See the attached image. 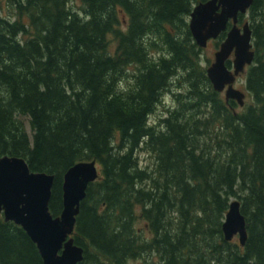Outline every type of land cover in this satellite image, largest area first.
<instances>
[{"label": "trees", "instance_id": "16d2710c", "mask_svg": "<svg viewBox=\"0 0 264 264\" xmlns=\"http://www.w3.org/2000/svg\"><path fill=\"white\" fill-rule=\"evenodd\" d=\"M79 1L81 9L74 0H6L0 158L55 176V217L67 170L101 165L77 216L79 264H264V0L239 14L255 50L245 79L253 101L242 111L214 89L189 27L194 6L208 0ZM167 93L176 104L156 123ZM142 149L154 168L140 165ZM231 198L246 218L244 246L223 234ZM0 264H44L3 213Z\"/></svg>", "mask_w": 264, "mask_h": 264}, {"label": "water", "instance_id": "95a60500", "mask_svg": "<svg viewBox=\"0 0 264 264\" xmlns=\"http://www.w3.org/2000/svg\"><path fill=\"white\" fill-rule=\"evenodd\" d=\"M254 0H208L194 6L189 21L193 38L200 48L227 31L226 38L215 52L208 67V77L216 91L225 92L227 101L245 105L246 94L234 85L238 77L255 61L253 33L249 22L241 28L239 14H247ZM232 26L229 27V22ZM233 55V68L227 62ZM100 177L97 160L81 161L70 167L64 176L63 210L54 216L50 201L55 176L32 171L27 161L18 156L0 158V213L23 227L37 244L44 264H79L84 259V247L75 242L77 216L90 183ZM241 201L230 202L222 225L224 237L236 236L241 246L248 239Z\"/></svg>", "mask_w": 264, "mask_h": 264}, {"label": "rangeland", "instance_id": "374dc122", "mask_svg": "<svg viewBox=\"0 0 264 264\" xmlns=\"http://www.w3.org/2000/svg\"><path fill=\"white\" fill-rule=\"evenodd\" d=\"M74 7L76 9H81L82 7V3L79 0H74ZM2 3V4H1ZM0 13L4 16H9L11 14L12 11V7L10 5H7L6 0H1L0 1ZM246 23V21H242L241 23H239V26L242 28L244 26V24ZM218 39L216 40H210L208 42V45L203 48L202 52H201V64L206 67V69H208V67L214 62L215 60V52L219 49L220 44L217 43ZM233 60V55L231 56V61ZM233 62V61H232ZM231 67L233 68V66L231 65ZM249 66L246 68V72L242 73L236 83H235V87L242 90L246 96H245V105L244 106H240L238 108V111H242L243 108H245L247 105L251 104L253 99L252 97L249 95L246 86H245V79H246V75H247V70H248ZM221 94L225 97V92H221ZM175 101H174V97L169 93L166 94L165 98L163 99V101L159 104L158 106V110L157 113L155 115H153L151 117V120L154 122H158L159 120V115L162 114V112L166 111L167 109L171 108L174 106ZM26 121V127L29 130V132H31L30 130V123L28 121V119H24ZM138 158L140 160V165L144 168H154L156 165V158L150 154L147 150H141L138 152ZM98 166V170L99 172H101V165H97ZM234 199H238V198H231V201ZM239 200V199H238ZM137 228L140 229L141 231L145 232V234L147 233V229H148V225L145 224L144 221H139L137 223ZM147 236L150 237V235L147 234ZM233 241L239 243V238L238 236H236ZM147 256V255H146ZM148 258V256H147ZM150 259V258H149ZM145 259L144 258H140L136 261H134L132 264H144Z\"/></svg>", "mask_w": 264, "mask_h": 264}, {"label": "flooded vegetation", "instance_id": "af4514ba", "mask_svg": "<svg viewBox=\"0 0 264 264\" xmlns=\"http://www.w3.org/2000/svg\"><path fill=\"white\" fill-rule=\"evenodd\" d=\"M231 61V59L227 62V64ZM230 65H233L232 61H231V64ZM229 64L228 66L231 67Z\"/></svg>", "mask_w": 264, "mask_h": 264}, {"label": "clouds", "instance_id": "9594fccd", "mask_svg": "<svg viewBox=\"0 0 264 264\" xmlns=\"http://www.w3.org/2000/svg\"><path fill=\"white\" fill-rule=\"evenodd\" d=\"M120 87H121V89H123L124 88V85L121 83Z\"/></svg>", "mask_w": 264, "mask_h": 264}]
</instances>
